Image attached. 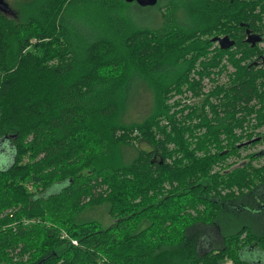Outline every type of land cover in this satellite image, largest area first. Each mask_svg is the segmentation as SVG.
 <instances>
[{
    "label": "trees",
    "instance_id": "trees-1",
    "mask_svg": "<svg viewBox=\"0 0 264 264\" xmlns=\"http://www.w3.org/2000/svg\"><path fill=\"white\" fill-rule=\"evenodd\" d=\"M25 1L0 9V150L13 154L0 168V264H264V164L251 166L264 150L227 165L264 144V0H159L147 8L170 10L157 28L123 0ZM225 36L236 48H214ZM223 58L237 67L219 71L226 85L210 74ZM185 86L200 106L174 101ZM142 88L150 113L124 121ZM104 204L112 226L80 219ZM228 211L243 222L229 233ZM204 225L203 241L222 240L201 252L190 231Z\"/></svg>",
    "mask_w": 264,
    "mask_h": 264
},
{
    "label": "rangeland",
    "instance_id": "rangeland-1",
    "mask_svg": "<svg viewBox=\"0 0 264 264\" xmlns=\"http://www.w3.org/2000/svg\"><path fill=\"white\" fill-rule=\"evenodd\" d=\"M26 2L25 0H4V4H3V11L7 12L8 15L10 16H14L15 12L17 11V9L24 5L23 3ZM8 9L7 11H5L6 9ZM170 9H162V11H159L158 8L156 9H149L147 7H140L138 4L136 3H132V5L128 8L127 12V17H129L130 19L133 20H138L140 23H145V24H150L151 22H153V24L151 27L152 28H157L160 27L163 22H164V18H163V14H167L169 13ZM73 14H70L71 19L72 20H77V14L79 12L73 11ZM159 17L161 19H159ZM85 21V20H84ZM82 21V23L84 24L85 22ZM82 23L78 22V26L77 28H82ZM142 25V24H141ZM148 25V26H150ZM219 46L220 45L218 43H215V46ZM263 46V44H262ZM213 48V49H214ZM232 54H234V51H232ZM234 57V56H233ZM240 55H237L236 58H240ZM234 59V58H233ZM228 64H232L231 60H229V62H227L225 60V58L222 59V61L220 62V64L216 67L213 68V70L211 71V75L212 76H217L218 78V82L220 84H228V80L229 78L226 76L225 72L222 74H219V71L221 69H223L224 67H227ZM202 65L200 62L197 63L196 67L194 68V70L191 72H195L196 69L200 68ZM233 67L237 70V67H235L233 65ZM231 65H228L227 67V72L229 73H234V68ZM194 75V74H193ZM204 85L205 88L204 90H202V94L203 93H207L209 91H211L214 87V85H212L209 80L207 78H205L204 80ZM192 93L188 90V86H185L183 88V93L182 95L184 96L183 98H175L174 101L176 102L177 100L181 101L182 103H187V104H191V105H196V106H200L202 104V100L204 98H191L189 95H191ZM153 105V98H152V94L150 91H148L145 88L141 89L140 92V97L137 100V102L135 103V105L132 107V109L129 110V112L126 114V116L124 117V121L126 122H141L143 119H145V117L150 113V110L152 108ZM135 135H137V133H135ZM139 148L142 149H149L148 145L144 142H140L139 144L135 145ZM6 149H1L0 153ZM264 150V144H257V145H253L249 148H245L242 149V156L240 158H231L228 160L227 165L228 168L230 167H234V166H238V165H242L245 162L248 161V156L253 154V153H258L260 151ZM11 151L10 149L6 150L7 153L4 154L3 158L0 161V168L5 167L7 164L5 162H11L12 161V156L11 154H9V152ZM121 157L124 163L128 162L130 155H133L134 150H132L129 147H124L121 149ZM4 158H7L4 160ZM261 164H264V158H260L257 160H254L251 162V166L253 168H258V166H260ZM216 170H219V168H217ZM63 188L62 184H57L54 185L47 193V195H52L55 193H59L61 191V189ZM241 216L244 218L245 215H247L249 217V219L252 218L251 214H247L244 209L241 210V208H238ZM192 213V212H191ZM237 211L236 212H231L228 211V214L226 215V219L224 220L223 223L221 224V228L222 231L226 230L225 227H229L227 232L229 233L230 231H236L237 229L241 228L243 226V222L239 219V217L237 216ZM192 215L195 216L194 213H192ZM255 216V215H253ZM81 220H93V221H97L102 227L107 228L112 226L115 221L110 217L109 215V204H104L95 208H91V207H87V210L84 212V214L80 217ZM230 224V225H229ZM205 226V225H204ZM200 227L197 226L194 229H192L190 231V233H192V235L196 236V239L199 237V250L201 252H203L204 250L210 249V248H217L221 245V240H222V236H219V241H218V237L214 236L213 233H208V241H203V237H204V232L205 230H208V228L210 226H205V227ZM218 241V242H217ZM258 255H260L263 259H264V252H260ZM243 258L249 262H254V260H252L253 258L249 256L248 253L243 255ZM27 259V258H25ZM230 264V263H228Z\"/></svg>",
    "mask_w": 264,
    "mask_h": 264
},
{
    "label": "water",
    "instance_id": "water-1",
    "mask_svg": "<svg viewBox=\"0 0 264 264\" xmlns=\"http://www.w3.org/2000/svg\"><path fill=\"white\" fill-rule=\"evenodd\" d=\"M123 1L128 3V4L136 3L140 7L145 8V7L156 6L159 0H123ZM3 2H4V0H0V5H2ZM0 9L3 11L2 7ZM212 41L214 43H218L223 50H228L235 45V42L230 40V38L228 36L215 37ZM258 41H259V38L257 36H253V35L250 36L247 40V42L251 43V44L252 43L255 44Z\"/></svg>",
    "mask_w": 264,
    "mask_h": 264
},
{
    "label": "flooded vegetation",
    "instance_id": "flooded-vegetation-1",
    "mask_svg": "<svg viewBox=\"0 0 264 264\" xmlns=\"http://www.w3.org/2000/svg\"><path fill=\"white\" fill-rule=\"evenodd\" d=\"M258 2L259 0H254V2ZM3 4H4V2H3ZM3 4L2 5H0V8L2 7V9H4L3 8ZM6 9V8H5ZM8 9H6L5 11H7ZM4 12V11H3ZM5 13H7V12H5ZM245 35H246V38H245V41L247 42V40H248V38L250 37V36H257L258 38H259V40L261 39L262 41H261V44H262V42H263V37L261 36V34L260 33H253L252 32V30H249V29H247V27L245 28ZM257 44H260V43H255V44H249V45H251L252 47H255ZM260 44V45H261ZM233 47H235V45L233 46ZM236 48V47H235Z\"/></svg>",
    "mask_w": 264,
    "mask_h": 264
},
{
    "label": "built area",
    "instance_id": "built-area-1",
    "mask_svg": "<svg viewBox=\"0 0 264 264\" xmlns=\"http://www.w3.org/2000/svg\"><path fill=\"white\" fill-rule=\"evenodd\" d=\"M135 133H137V132H135ZM31 223V221H29V220H23V225L24 226H27V225H29ZM231 264V263H230Z\"/></svg>",
    "mask_w": 264,
    "mask_h": 264
}]
</instances>
